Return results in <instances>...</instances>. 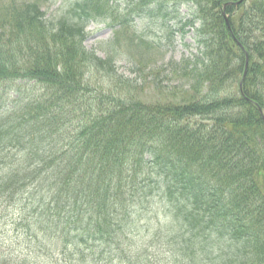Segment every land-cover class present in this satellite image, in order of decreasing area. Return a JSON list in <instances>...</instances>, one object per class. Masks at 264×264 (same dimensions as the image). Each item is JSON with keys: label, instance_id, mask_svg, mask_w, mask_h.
Instances as JSON below:
<instances>
[{"label": "trees", "instance_id": "obj_1", "mask_svg": "<svg viewBox=\"0 0 264 264\" xmlns=\"http://www.w3.org/2000/svg\"><path fill=\"white\" fill-rule=\"evenodd\" d=\"M111 1L0 0V92L33 88L0 110V264H264V0ZM151 3H191L199 47L154 91L115 67L150 62Z\"/></svg>", "mask_w": 264, "mask_h": 264}, {"label": "rangeland", "instance_id": "obj_2", "mask_svg": "<svg viewBox=\"0 0 264 264\" xmlns=\"http://www.w3.org/2000/svg\"><path fill=\"white\" fill-rule=\"evenodd\" d=\"M5 1V0H1ZM75 0H41L42 10L45 18L54 21L63 12L68 10ZM111 4L117 6L119 11H123L126 7V0H113ZM157 4L151 3L141 11L138 17H135L132 29H135L138 35H143L146 40L152 42L155 49H148V56L142 59L143 62H149L140 71V65L137 59L123 58L118 60L115 67L118 73L123 74L132 80V84L138 87L144 86L149 91H154L153 87L158 84L166 86V84L179 83L181 85L184 80L174 78L172 69L173 64H182L183 59H192L193 55L198 54L199 49L193 30L184 25L187 20L194 18V6L188 3H164L161 12L156 11ZM198 22H194V27ZM87 30L89 32L84 45L88 50L96 51L100 57L103 56V48L110 46L113 38V29L108 25V20L99 18L98 20L88 23ZM151 58V60L149 59ZM155 58L157 59L155 61ZM137 62V63H136ZM172 64V67L169 64ZM158 70L159 75L154 76L153 72ZM31 90V84L24 81H18L10 85L6 91L0 92V105L8 103V105H16L19 99L24 95V90Z\"/></svg>", "mask_w": 264, "mask_h": 264}]
</instances>
